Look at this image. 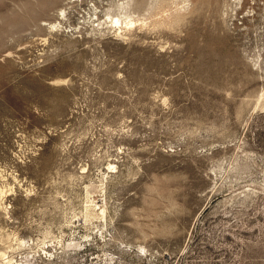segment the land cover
Returning a JSON list of instances; mask_svg holds the SVG:
<instances>
[{"label":"rangeland","instance_id":"374dc122","mask_svg":"<svg viewBox=\"0 0 264 264\" xmlns=\"http://www.w3.org/2000/svg\"><path fill=\"white\" fill-rule=\"evenodd\" d=\"M0 264H264V0H0Z\"/></svg>","mask_w":264,"mask_h":264},{"label":"bare ground","instance_id":"6f19581e","mask_svg":"<svg viewBox=\"0 0 264 264\" xmlns=\"http://www.w3.org/2000/svg\"><path fill=\"white\" fill-rule=\"evenodd\" d=\"M117 21H119V19H117Z\"/></svg>","mask_w":264,"mask_h":264}]
</instances>
